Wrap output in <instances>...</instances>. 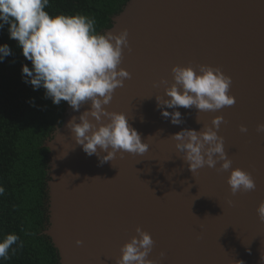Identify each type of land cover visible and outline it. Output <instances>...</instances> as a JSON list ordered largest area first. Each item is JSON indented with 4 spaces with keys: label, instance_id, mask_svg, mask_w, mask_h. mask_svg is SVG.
I'll return each instance as SVG.
<instances>
[{
    "label": "water",
    "instance_id": "1",
    "mask_svg": "<svg viewBox=\"0 0 264 264\" xmlns=\"http://www.w3.org/2000/svg\"><path fill=\"white\" fill-rule=\"evenodd\" d=\"M124 29L130 50L124 49L120 67L131 79L107 110L125 113L150 149L101 164L67 128L90 102L79 112L67 105L63 124L44 145L50 149L45 233L61 264H115L137 227L152 235L149 259L158 264H264V222L257 213L264 202V133L256 131L264 123V0H130L105 32ZM199 65L231 77L236 103L215 112L178 108L184 123L173 125L157 109L155 97L164 96L165 85L154 84L167 80L170 87L173 67L198 71ZM217 116L232 168L251 174L254 191L233 196L231 170L218 171L217 164L192 173L175 147L172 135L211 127Z\"/></svg>",
    "mask_w": 264,
    "mask_h": 264
},
{
    "label": "clouds",
    "instance_id": "2",
    "mask_svg": "<svg viewBox=\"0 0 264 264\" xmlns=\"http://www.w3.org/2000/svg\"><path fill=\"white\" fill-rule=\"evenodd\" d=\"M49 6L50 0H0V31L7 26L9 39L17 42L23 57L31 62V68L28 64L22 67L24 83L30 84L33 91L43 88L45 99H51L54 105L67 102L75 112L90 102V109L79 117L73 116L67 128L75 143L88 156L96 155L101 164L112 161L118 153L121 158L125 153L145 154L150 145L143 142L138 131L129 124V117L107 110L115 91L124 86L125 80L131 79V73L120 67L124 49L130 50L128 30L100 34L95 17L52 16L45 10ZM12 55L9 44L0 45V63ZM172 77L174 83L170 87L167 80H161L154 87L165 85L164 96L155 97L157 109L165 120L170 118L173 125L184 123L178 108L195 107L198 112H215L236 103L235 97L229 94L232 79L220 68L199 65L197 71L191 66H175ZM30 103L35 106L34 99ZM223 122V117L217 116L211 127L205 126L200 131L184 129L171 137L192 173L220 164L218 171L231 170L227 183L233 196L254 191L256 184L251 174L232 168L224 139L218 135ZM240 131L247 133L248 129L241 126ZM256 131L264 133V123L259 124ZM4 193V187L0 186V196ZM257 213L264 222V202L260 203ZM18 241L16 234H7L0 241V260H9L16 254L17 248L12 246ZM77 245H83V241H77ZM154 246L152 235L137 227L136 235L120 249L121 256L115 264H158L149 259ZM18 247L22 248L23 243ZM164 255L161 252V258Z\"/></svg>",
    "mask_w": 264,
    "mask_h": 264
},
{
    "label": "trees",
    "instance_id": "3",
    "mask_svg": "<svg viewBox=\"0 0 264 264\" xmlns=\"http://www.w3.org/2000/svg\"><path fill=\"white\" fill-rule=\"evenodd\" d=\"M130 0H50L45 10L52 16L77 14L95 17L97 33L113 26ZM9 44L14 55L0 63V241L16 234L15 255L0 264H61L60 254L45 233L50 226L49 163L45 147L63 124L67 102L54 105L45 90L33 91L22 79L27 61L17 42L8 37L7 26L0 31V45ZM34 99L35 106L30 101ZM23 247L19 248V243Z\"/></svg>",
    "mask_w": 264,
    "mask_h": 264
}]
</instances>
